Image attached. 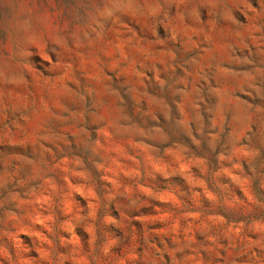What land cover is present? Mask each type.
<instances>
[{"label": "rangeland", "instance_id": "374dc122", "mask_svg": "<svg viewBox=\"0 0 264 264\" xmlns=\"http://www.w3.org/2000/svg\"><path fill=\"white\" fill-rule=\"evenodd\" d=\"M0 264H264V0H0Z\"/></svg>", "mask_w": 264, "mask_h": 264}]
</instances>
